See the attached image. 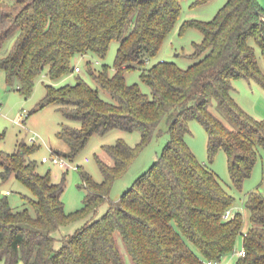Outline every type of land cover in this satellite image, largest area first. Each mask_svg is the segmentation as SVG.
Instances as JSON below:
<instances>
[{
    "label": "trees",
    "instance_id": "trees-1",
    "mask_svg": "<svg viewBox=\"0 0 264 264\" xmlns=\"http://www.w3.org/2000/svg\"><path fill=\"white\" fill-rule=\"evenodd\" d=\"M209 0H198L199 4ZM183 0H0V47L16 35L11 52L0 54V70L10 86L29 96L35 79L48 69L52 80L75 71L77 55L105 58L112 41L120 42L115 74L95 73L98 85L115 102L104 100L83 78L74 85H46L39 108L54 104L80 127L62 124L58 132L69 145L73 160L92 135L113 129L139 131L141 141L131 146L123 139L105 145L113 160L97 161L103 173L98 183L79 168L87 194L82 208L69 213L62 195L65 181L55 183L50 173L40 174L28 156L33 150L21 143L14 154L0 150L1 177L15 176L30 190V207L13 208L0 198V262L3 264H126L121 237L133 264H206L224 260L243 233L240 212L225 218L234 197L218 175L199 161L186 142L190 121L198 120L208 134V155L227 154L231 178L238 189L251 177L261 149L264 120L243 110L233 97V80L255 81L264 89V74L253 42L264 56V14L257 0H229L210 22L187 21L204 36L190 55L193 63L182 69L156 56L179 20ZM142 69L144 93L127 84L125 74ZM216 101L228 126L211 111ZM169 140L149 171L117 201H110L114 183L150 143L163 121ZM3 136H0V140ZM64 156V155H63ZM109 202L100 217V207ZM250 228L244 233L245 256L235 264H264V194H247ZM85 221L72 236L63 235L56 247L54 233L71 223Z\"/></svg>",
    "mask_w": 264,
    "mask_h": 264
},
{
    "label": "rangeland",
    "instance_id": "rangeland-1",
    "mask_svg": "<svg viewBox=\"0 0 264 264\" xmlns=\"http://www.w3.org/2000/svg\"><path fill=\"white\" fill-rule=\"evenodd\" d=\"M197 1L183 0L178 22L166 37L157 55L149 59L145 68L152 67L160 61L175 63L182 69H187L193 63L190 55L195 51V44L201 43L204 36L200 30L191 26L182 29L183 24L187 21L210 22L214 20L229 0H209L203 4H199ZM257 2L264 11V0H257ZM15 41L16 35H12L7 39L0 47V54L3 56L8 55L13 49ZM253 46L261 71L264 74V56L260 47L254 42ZM119 47V41H112L105 58H100L94 53L75 56L72 64L74 68L78 67L80 71H74L59 80L50 79L48 69H45L35 79L29 96L19 90L18 81L10 86L6 73L0 70V136H3L0 140V150L12 155L21 143H24L29 149L34 147L30 151L28 159L36 162L37 171L43 175L50 173L52 181L55 183L65 181L62 199L65 209L69 213L79 210L84 204L87 190L84 188L81 173L79 170L60 168L53 165L52 162L45 163L43 157H52L55 153L65 156L70 148L58 136L60 127L62 124L80 127L81 124L67 119L59 111L57 105L50 104L39 108V103L46 95V85L55 87L74 85L79 77L83 78L94 89H98L104 100L115 102L113 96L102 89L94 80L90 70L95 73L108 70L110 75H114ZM141 72L142 69L139 67L128 70L125 74L126 83L130 85L137 84L144 93L151 96V88L142 81ZM233 86V97L239 106L251 116L264 120V89L257 82H249L243 78L233 80ZM210 109L223 122L231 126L227 116L218 108L216 101H213ZM189 125L191 133L186 136L187 144L199 161L206 164L218 175L225 189L234 197V205L231 209L232 215L240 212L244 219L243 233L237 239L235 251L223 260V264H235L240 257L239 252L244 249V233L251 226L250 211L246 207L247 194L255 190L264 194V150L261 149L260 157L254 166L251 177L244 182L243 188L240 190L231 178L226 152L220 150L215 158L210 160L206 129L198 120H191ZM168 127V122L163 121L150 143L133 161L126 174L114 183L110 192V201L119 200L143 174L149 171L168 143L170 138ZM120 139L131 146H136L141 141V133L139 131L127 132L121 129H113L104 134L96 133L91 136L85 148L73 160H70V163L78 165L82 171L88 172L96 182L100 183L103 181L104 176L97 158L100 157L105 161L111 159L103 148L105 145L115 144ZM2 170L3 168L0 165V198L6 197L10 205L16 210L30 207L27 197H32V194L28 187L15 176L3 180L1 177ZM6 191L9 193L7 194ZM108 206L109 202L103 204L95 219L102 217L108 210ZM84 222L71 223L55 232L56 247L62 245L61 238L63 235L72 236L83 226ZM118 241L125 254L126 264H133L120 236H118ZM0 264L3 263L0 262ZM18 264L24 263L20 261Z\"/></svg>",
    "mask_w": 264,
    "mask_h": 264
},
{
    "label": "built area",
    "instance_id": "built-area-1",
    "mask_svg": "<svg viewBox=\"0 0 264 264\" xmlns=\"http://www.w3.org/2000/svg\"><path fill=\"white\" fill-rule=\"evenodd\" d=\"M75 71L78 72L80 71V69L78 67L75 68ZM43 162L48 163V162H52L53 165L59 166L60 168H64V169H74V170H78L79 167L78 165H73L72 163H70V159H68L67 157L59 154V153H55L53 154L52 157H43ZM7 194L9 193L8 191L6 192ZM232 216V211L229 210L227 211L225 218H230ZM239 255L245 256L246 255V251L243 249L242 251L239 252ZM206 264H223V260L219 261V260H209L205 262Z\"/></svg>",
    "mask_w": 264,
    "mask_h": 264
},
{
    "label": "water",
    "instance_id": "water-1",
    "mask_svg": "<svg viewBox=\"0 0 264 264\" xmlns=\"http://www.w3.org/2000/svg\"><path fill=\"white\" fill-rule=\"evenodd\" d=\"M253 3L255 4V0H253ZM257 12L260 14V16L262 17V19H264V14L261 13L258 9H257Z\"/></svg>",
    "mask_w": 264,
    "mask_h": 264
},
{
    "label": "crops",
    "instance_id": "crops-1",
    "mask_svg": "<svg viewBox=\"0 0 264 264\" xmlns=\"http://www.w3.org/2000/svg\"><path fill=\"white\" fill-rule=\"evenodd\" d=\"M105 161V160H104ZM105 162H107L109 165H113V160H111V159H108V161H105ZM7 192V191H6Z\"/></svg>",
    "mask_w": 264,
    "mask_h": 264
}]
</instances>
